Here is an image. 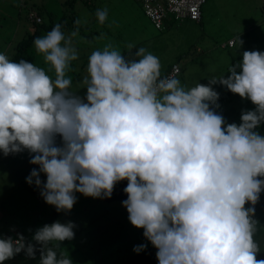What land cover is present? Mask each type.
<instances>
[{
	"label": "clouds",
	"instance_id": "obj_1",
	"mask_svg": "<svg viewBox=\"0 0 264 264\" xmlns=\"http://www.w3.org/2000/svg\"><path fill=\"white\" fill-rule=\"evenodd\" d=\"M95 15L104 24L108 10ZM64 28L57 23L33 42L47 70L0 53V152H29L39 167L26 182L57 212L70 211L76 193L111 198L127 180L122 206L157 249L158 264H264L253 239L254 206L264 192V135L256 131L264 124V52L244 51L229 75L189 88L175 76L162 78L159 57L146 48L128 59L108 43L89 55L81 95L66 75L79 58V27ZM217 84L256 108L228 123L217 111ZM75 227L57 220L31 241L0 233V264L21 252L31 259L39 252V264H73L60 242L74 239Z\"/></svg>",
	"mask_w": 264,
	"mask_h": 264
},
{
	"label": "rangeland",
	"instance_id": "obj_2",
	"mask_svg": "<svg viewBox=\"0 0 264 264\" xmlns=\"http://www.w3.org/2000/svg\"><path fill=\"white\" fill-rule=\"evenodd\" d=\"M8 3H12V7L5 16H0V52L14 49L25 22L29 23V30L34 29V22L28 21L26 17L27 10H19L32 3L42 7L43 22L49 19L48 9L57 12L59 7L63 10L56 17L62 11L66 20L74 15L71 12L84 17L83 27L65 25L64 30L70 33L79 27L73 42L78 50L88 56L108 43L121 51L131 43L158 56L163 68L178 55L181 71L175 77L189 88L197 83L207 84L212 77L229 75L232 59L235 62L242 60L244 51L264 52V13L260 9L259 0H206L200 21L184 18L161 29L152 24L137 0H92V3L84 0H0V7L4 8ZM91 5H95L96 9L107 8L108 19L104 24L99 23L96 12L89 13L87 18ZM68 21L72 23L73 20ZM90 29L98 30L97 34ZM41 35L44 36V33ZM101 36L103 38L97 39ZM238 37L243 41L241 46ZM228 39L232 42L228 43ZM36 54L41 60V55ZM85 54L79 55L75 61L78 67L76 79L88 74V56ZM83 60L85 64H82ZM33 63L37 66L42 64L37 57ZM214 88L220 94V108L217 111L224 118L230 115L228 109L232 113L234 111L236 120L233 123L241 122L242 110L256 108L249 99L241 98L226 87L217 84ZM71 90H75L74 84ZM256 131L259 132L258 129ZM26 152L8 156L0 152V233L13 238L18 233L23 234L31 241L37 226L54 209L45 203L39 188L26 182L31 170L39 167L29 162L30 155L24 161ZM20 171L23 172L18 175ZM8 178L13 180L12 184L6 181ZM41 179L46 182V175L41 173ZM76 196L78 202L73 208L58 212L57 216L61 223L71 221L76 225L73 229L74 239L60 242L61 249L69 254L73 264H158L157 249L143 236V229L130 223L127 209L122 206L123 200L106 201L80 193H76ZM140 244H147V248L140 253L134 252L133 247ZM39 256V252L35 259L18 254L4 264H39Z\"/></svg>",
	"mask_w": 264,
	"mask_h": 264
},
{
	"label": "trees",
	"instance_id": "obj_3",
	"mask_svg": "<svg viewBox=\"0 0 264 264\" xmlns=\"http://www.w3.org/2000/svg\"><path fill=\"white\" fill-rule=\"evenodd\" d=\"M67 1H70L71 2L73 0H67ZM84 1L86 3H90L91 2V0H84ZM32 4L35 5V3H32ZM32 4H28L24 9H22V8L19 9V10H27L26 17L28 18V21L29 20L31 21V19L28 17V12L35 10ZM37 8H38L37 11L40 14H42V7L37 6ZM96 10H97L96 7H92V8H90V13H94V12H96ZM6 13L7 12L0 13V15L3 14L5 16ZM71 13H72V15L74 13V15L71 16V17H69L68 20H73L72 23H70L71 21L66 20L65 13H62L59 17H55L52 12H49L48 13V18L49 19L46 22H43V21L42 22H35V20H34V23H33L34 29L33 30H29L28 29L29 27L25 28V31L22 33V35L20 36V38L15 42L14 49H12L9 52L7 51V52H0V53L5 54L10 60L16 61V62H19L21 59H23V60H26L28 62H32L33 63L34 60L36 61V57H37L38 60L42 63L38 67H43V68H45L47 70L49 68V66L45 63L42 54H40L41 55V58H42L40 60V57L36 54L37 51H36V48L34 47V43L33 42H34V40L37 37H42L43 35H41V34L44 33V35H46L47 32H49L53 28V26L55 24H57V23H61L62 24L64 22V25L72 26V27L75 28L76 27V25L74 24V21H75V12H71ZM170 19H171V22H176L177 21L173 17H171ZM26 26H28V25H26ZM41 26H42V28H41ZM81 27L82 26H80V28ZM91 32L97 34L95 31H92L91 30ZM139 48L140 47L138 45L137 46L134 45V47L131 50H129L128 48H126V49L122 50L121 52L128 59H138L135 56V52ZM175 59H177V60L179 59L178 58V55L176 56ZM234 60L235 59H232V65L234 63H236ZM85 63L86 62L83 60V63L82 64H85ZM171 64H167L165 67L161 68V76H163L169 70ZM48 74L53 79L55 78L54 70L49 71ZM66 75L69 76V77L72 76V78L74 80L77 78L76 75L72 71H68L66 73ZM73 91L74 92H77V93H79L81 95H83L85 90H84V88H83L82 85L80 87H78V85H77V86H75V90H73ZM228 110H229V114L230 115H229V117H226L225 119H226V121L228 123H233L234 120H236V116L234 115V111L232 113L230 111V109H228ZM258 130H259L260 134L264 135V124H261L260 127L258 128ZM6 181H10L11 184L13 182V180H8V179ZM127 183H128L127 180L118 182L115 185V187H114V191H113V194H112L111 198H106L104 200H106V201H110V200H123L124 201V200H126L127 199V194L123 191V189L127 186ZM0 190H1V187H0ZM262 193L260 194V198H262ZM52 207L54 209V212H52V214L50 216H48L45 220H43V221L41 220L42 222H40V224L37 226L36 230H38L39 228L43 227L45 224H51V223H53L54 221L57 220L58 212L56 211L55 206H52ZM263 231L264 230H260L258 232V234L261 236V233ZM263 236H264V233H263ZM253 239H254V235H253ZM20 254H24V252H21ZM260 256L264 259V252H260L259 251L257 258L258 259H261ZM25 257H27V256L25 255ZM20 264H25V263L20 262ZM31 264H33V263H31Z\"/></svg>",
	"mask_w": 264,
	"mask_h": 264
},
{
	"label": "built area",
	"instance_id": "obj_4",
	"mask_svg": "<svg viewBox=\"0 0 264 264\" xmlns=\"http://www.w3.org/2000/svg\"><path fill=\"white\" fill-rule=\"evenodd\" d=\"M152 24L161 29L165 27V21L173 17L175 20L191 18L199 21L202 14V5L206 0H138ZM262 9L264 13V0H262ZM28 17L33 20H40V16L34 11L28 12ZM232 42L231 39L228 41ZM181 70L177 62L170 65L169 70L161 76H176Z\"/></svg>",
	"mask_w": 264,
	"mask_h": 264
},
{
	"label": "crops",
	"instance_id": "obj_5",
	"mask_svg": "<svg viewBox=\"0 0 264 264\" xmlns=\"http://www.w3.org/2000/svg\"><path fill=\"white\" fill-rule=\"evenodd\" d=\"M91 3H92V0H91ZM33 5V7H34V9L37 11L38 10V8H37V6L36 5H34V4H32ZM31 5V6H32ZM95 5H93V7H94ZM203 6V5H202ZM259 6H260V9H261V11H262V0H259ZM12 7V3H8L6 6H4V8H1L0 7V13H5V12H8L9 11V8H11ZM46 7V6H45ZM47 7H48V5H47ZM46 7V8H47ZM63 7V6H62ZM89 8V7H88ZM90 8H92V5H91V7ZM98 9H101V8H98ZM34 10V11H35ZM49 10V12H52L53 14H54V16L56 17L57 16V13H59V12H61V10H63V8H60L59 7V9H58V11L57 12H55V10L54 9H48ZM22 11V10H21ZM97 11V10H96ZM38 12V11H37ZM19 14H21L20 12H18ZM62 13H63V11H62ZM89 13H90V10H89V12H88V16H87V18L89 19ZM38 14L42 17V14H40L39 12H38ZM1 15H3V14H1ZM0 15V16H1ZM74 18V17H73ZM77 19H80L81 20V26L83 27L84 25H85V18L84 17H80V16H76L75 15V20H77ZM201 19H202V17H201ZM42 20H43V17H42ZM195 21V20H194ZM196 22H198V21H196ZM89 23V22H88ZM169 23H172L171 22V19L169 20V18L165 21V26H167ZM25 24L26 25H28V26H26V25H24L23 27H22V29H21V31H20V35H22V32H23V30H25V28H27V27H29V23H26L25 22ZM89 28V27H88ZM90 30H92V31H98V30H95V29H90ZM20 38V37H19ZM85 54V52H83L82 50H79V55L80 56H83ZM85 55H87V54H85ZM181 55V54H180ZM88 56V55H87ZM89 57V56H88ZM76 61V60H75ZM75 61H73L72 62V64H71V68H72V72L76 75L77 74V72H78V70H77V65H76V63H75ZM173 62H179V59L177 60V59H173L170 63H168V64H171V63H173ZM179 64V63H178ZM180 65V64H179ZM86 75H88V74H86ZM78 77V76H77ZM83 77L84 76H81L80 78H78V79H76V80H74L73 81V84L75 85V86H77L82 80H83ZM29 158V152H26V156H25V159H24V161H26L27 159ZM0 160H2V158H0ZM28 170V169H27ZM21 172H23V171H20L19 173H18V175L21 173ZM4 177H5V174H4ZM8 180H11L10 178H8ZM250 205L249 204H246L245 205V207H249ZM256 206V207H255ZM254 207H255V216H254V219H256L257 221H258V224L256 225V231L254 232V240H255V242L257 243V245H258V248H259V251L260 252H264V236H263V233H264V231L261 233V236L258 234V232L260 231V230H264V192L262 193V198H260L259 199V201H258V203L255 205ZM260 219V220H259ZM262 220V221H261ZM260 258L261 259H263L261 256H260Z\"/></svg>",
	"mask_w": 264,
	"mask_h": 264
}]
</instances>
